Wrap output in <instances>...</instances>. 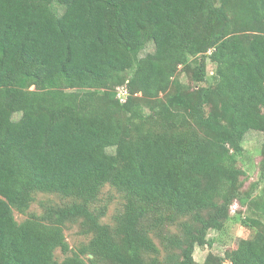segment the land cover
<instances>
[{"label": "trees", "instance_id": "1", "mask_svg": "<svg viewBox=\"0 0 264 264\" xmlns=\"http://www.w3.org/2000/svg\"><path fill=\"white\" fill-rule=\"evenodd\" d=\"M263 104L264 0H0V264H197ZM37 193L64 201L17 222ZM248 208L253 237L204 264H264V186Z\"/></svg>", "mask_w": 264, "mask_h": 264}, {"label": "rangeland", "instance_id": "2", "mask_svg": "<svg viewBox=\"0 0 264 264\" xmlns=\"http://www.w3.org/2000/svg\"><path fill=\"white\" fill-rule=\"evenodd\" d=\"M54 8L59 9L58 6L54 5ZM153 49L151 44H148L144 53L151 52ZM214 67L211 63L207 62L206 65V83H212ZM178 80L185 83L187 78L180 74ZM119 97L123 95L119 94ZM264 107V104H263ZM264 145V134L258 132H249L243 143V154L239 160V166L243 168L246 175L241 178L242 180V204L234 202L231 205V220L222 223L218 226L212 227L206 236V239L211 241L210 245L196 246L193 252V259L197 264H204L207 256L209 254L221 259L225 258L232 250L237 249L243 244L244 241L253 237L256 232L255 227L250 226L249 224L244 225L242 219L246 215H250L248 204L252 197H255L260 189L264 186V181L259 180V171L258 164L261 158L260 150ZM249 194V197L246 195ZM101 198L104 203L107 201V212L106 216L102 219L104 223H112V218L118 211L121 209V204L123 200L120 195H117L113 190L106 186L101 194ZM64 201L62 198L52 194H43L37 193L35 195L34 201L31 204L30 208L25 214H21L14 210V217L17 222H22L30 214L40 215L43 212V207L48 203L57 204ZM239 213V214H238ZM242 218V219H241ZM183 221H189L188 218H182ZM181 220V221H182ZM166 231V234L176 233L177 228L172 226ZM65 238L70 248H75L81 243H85L90 238L86 237L79 233V227L74 225H67L64 230ZM157 245L160 247V243L155 239ZM165 252V251H163ZM59 258H63L60 251H56ZM224 261V260H223ZM224 264H228L227 260L224 261Z\"/></svg>", "mask_w": 264, "mask_h": 264}, {"label": "built area", "instance_id": "3", "mask_svg": "<svg viewBox=\"0 0 264 264\" xmlns=\"http://www.w3.org/2000/svg\"><path fill=\"white\" fill-rule=\"evenodd\" d=\"M118 91H119V94H121V95L125 94V90L123 88H119ZM119 98H122V97H119Z\"/></svg>", "mask_w": 264, "mask_h": 264}]
</instances>
